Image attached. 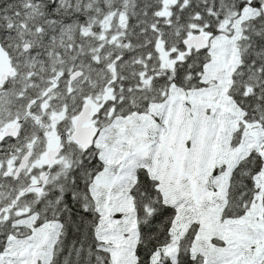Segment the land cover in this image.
I'll return each mask as SVG.
<instances>
[{
    "label": "snow or ice",
    "instance_id": "snow-or-ice-1",
    "mask_svg": "<svg viewBox=\"0 0 264 264\" xmlns=\"http://www.w3.org/2000/svg\"><path fill=\"white\" fill-rule=\"evenodd\" d=\"M0 264H264V0H0Z\"/></svg>",
    "mask_w": 264,
    "mask_h": 264
}]
</instances>
